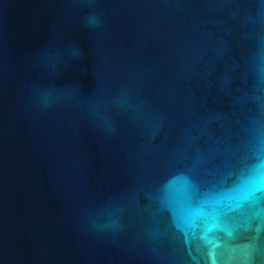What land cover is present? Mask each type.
Segmentation results:
<instances>
[{
    "label": "water",
    "instance_id": "obj_1",
    "mask_svg": "<svg viewBox=\"0 0 264 264\" xmlns=\"http://www.w3.org/2000/svg\"><path fill=\"white\" fill-rule=\"evenodd\" d=\"M0 264H264V0H0Z\"/></svg>",
    "mask_w": 264,
    "mask_h": 264
}]
</instances>
